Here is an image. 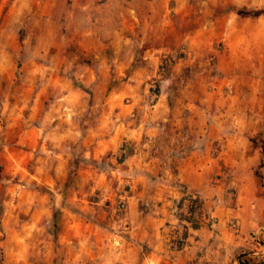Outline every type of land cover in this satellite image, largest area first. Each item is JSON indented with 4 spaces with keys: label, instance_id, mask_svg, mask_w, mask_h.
<instances>
[{
    "label": "rangeland",
    "instance_id": "1",
    "mask_svg": "<svg viewBox=\"0 0 264 264\" xmlns=\"http://www.w3.org/2000/svg\"><path fill=\"white\" fill-rule=\"evenodd\" d=\"M161 1L168 0H0V264H233L238 253L246 257L249 250H232L212 220L204 227L212 236L192 259L186 239L176 246L180 235L131 238L121 222L126 188L117 163L95 155L92 133L107 129L106 115L124 121H115L121 110L136 114L167 94L168 106L182 100L204 110L209 141L217 138L212 154L230 157L228 177L253 176L264 203V0H218L224 17L201 20L217 29L192 44L169 34L170 5ZM148 13L156 15L151 22ZM227 191L234 200L235 187ZM194 199L197 225L208 214ZM176 225L181 234L185 224ZM224 226L238 234V218ZM249 236L254 252L255 230Z\"/></svg>",
    "mask_w": 264,
    "mask_h": 264
},
{
    "label": "crops",
    "instance_id": "2",
    "mask_svg": "<svg viewBox=\"0 0 264 264\" xmlns=\"http://www.w3.org/2000/svg\"><path fill=\"white\" fill-rule=\"evenodd\" d=\"M163 2L170 5L169 34L182 37L180 43L192 44L208 29H217L215 23L201 21L204 14L220 15L216 16L217 20L224 17L219 14L218 0H168L160 3ZM153 3L155 1L146 2L148 12L153 11ZM195 3H200L201 7H193ZM155 16L148 13L145 20L148 18L151 22ZM156 51L154 47L146 49L144 59L153 62ZM167 96L163 93L156 95L149 108L142 107L136 114L131 108L121 110L115 121H124L113 123L112 114H105L107 129L92 133L95 155H111L117 163L116 171L120 172L122 187L126 188L123 196L126 208L121 220L126 232L139 241L153 235L163 242L174 239L180 235V230L175 231L179 200L184 196L198 197L208 217L205 219L200 215L201 221L196 228L188 227L185 242L189 258L192 259L204 246V241L212 236V231L205 233L204 228L212 220L210 227L217 228L229 238L232 250L247 248L246 258L254 256L252 260L260 262L263 258L251 252L255 247L249 236L252 230H255L257 239L258 235L264 236V228L258 227L264 221V203L252 186L255 178L250 174L228 177L223 166L230 164V157L222 156L225 152L216 156L212 154V144L217 138L209 141L204 110L182 100L168 106ZM233 187L236 189L234 200L233 194L227 191ZM232 218H238L237 235L225 230V222ZM197 236L203 238L198 240ZM239 255L235 256L233 264L239 263Z\"/></svg>",
    "mask_w": 264,
    "mask_h": 264
},
{
    "label": "trees",
    "instance_id": "3",
    "mask_svg": "<svg viewBox=\"0 0 264 264\" xmlns=\"http://www.w3.org/2000/svg\"><path fill=\"white\" fill-rule=\"evenodd\" d=\"M184 200H188L189 201V209L188 210H189L190 215H188V216L184 215V214H182V213H180L178 211L180 205L183 203ZM197 202H198L197 199H194V198H192L190 196H186V197L184 196V197H182L179 200L178 209H177V212H176V219L178 220V222L186 221V222L189 223V227L196 228L197 225H195L194 222H192V217H193ZM187 236H188V226L187 225H182V232L180 234V237H179V239H177L175 241V243H177L176 246L178 248H181L182 243L187 238Z\"/></svg>",
    "mask_w": 264,
    "mask_h": 264
},
{
    "label": "built area",
    "instance_id": "4",
    "mask_svg": "<svg viewBox=\"0 0 264 264\" xmlns=\"http://www.w3.org/2000/svg\"><path fill=\"white\" fill-rule=\"evenodd\" d=\"M178 209V208H177ZM189 201L188 200H184L183 203L180 205L178 211L184 215H190L189 213ZM183 223L185 225L188 224V222L186 221H183ZM231 229L236 231L237 230V223H232L231 224ZM256 244L258 246V248L256 249V251H254V255L258 256L260 255L262 258H264V245L262 243H260L259 239L256 240ZM254 256H248L247 258L246 257H242L240 258L239 260V263L238 264H259V262H256L254 260H252Z\"/></svg>",
    "mask_w": 264,
    "mask_h": 264
}]
</instances>
